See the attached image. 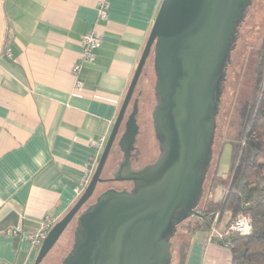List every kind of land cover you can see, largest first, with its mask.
Returning <instances> with one entry per match:
<instances>
[{"label":"crops","instance_id":"1","mask_svg":"<svg viewBox=\"0 0 264 264\" xmlns=\"http://www.w3.org/2000/svg\"><path fill=\"white\" fill-rule=\"evenodd\" d=\"M161 1L0 0V264H33L29 235L80 197L92 143L110 133ZM93 30L100 42L75 89L71 69ZM182 264H230V252L194 232Z\"/></svg>","mask_w":264,"mask_h":264},{"label":"water","instance_id":"2","mask_svg":"<svg viewBox=\"0 0 264 264\" xmlns=\"http://www.w3.org/2000/svg\"><path fill=\"white\" fill-rule=\"evenodd\" d=\"M250 4L161 1L90 181L49 229L33 264L43 262L73 221L72 245L60 264H171L170 239L177 226L198 215L194 209L212 160L215 118L221 122L226 67L234 64L231 52ZM151 57L157 102L151 118L159 153L153 163L135 170L130 156L139 130L138 104L132 99ZM114 147L123 160L106 180L102 176ZM109 181L132 187L109 188L87 205L97 186Z\"/></svg>","mask_w":264,"mask_h":264},{"label":"rangeland","instance_id":"3","mask_svg":"<svg viewBox=\"0 0 264 264\" xmlns=\"http://www.w3.org/2000/svg\"><path fill=\"white\" fill-rule=\"evenodd\" d=\"M263 36L264 0H253L252 5L248 8L240 25L235 49L231 52V54H236L234 64L229 65L226 71V79L223 84V92L220 99L221 122H216L217 129L215 131L212 153L213 157L203 184L204 195L199 205L200 209L207 200H218L223 194L222 187H218L212 192V190H210V182L214 176L221 180H226L227 178L232 152L231 145L228 141L234 139L239 131L238 110L241 104L245 102L252 92L253 70L255 68L258 50L261 46ZM153 83L154 74L152 62L149 61L144 68L134 94V99L137 100L139 111L138 123L140 124V136L137 146L142 152V166L154 161L158 153L150 117L152 107L155 103L153 97ZM130 108L131 106L129 107V110ZM116 149L117 148L114 147L113 153L115 152V154L113 156L111 155L105 167L103 173L104 177H108L113 170L114 165L121 161V159L118 161L116 160ZM97 187L96 192L98 194L111 186L98 185ZM216 221L217 216L215 217L210 230L207 232V241L209 243L219 239L215 233H212L213 227H216L214 229L218 234H221L226 228L224 223L222 224ZM194 224L195 219L189 218L177 228V232L172 240V264H177L179 262L181 252L183 251L182 248L188 246L191 237V233L188 229L194 226ZM74 227L75 222L67 227L52 251L41 264L60 263L71 247ZM211 234L212 237H210ZM199 235L202 237L205 236L204 233ZM225 249L229 250L228 248Z\"/></svg>","mask_w":264,"mask_h":264},{"label":"trees","instance_id":"4","mask_svg":"<svg viewBox=\"0 0 264 264\" xmlns=\"http://www.w3.org/2000/svg\"><path fill=\"white\" fill-rule=\"evenodd\" d=\"M238 120L237 136L228 141L232 152L227 178L214 176L210 182L212 192L222 187L223 194L199 208L198 215L191 217L195 224L188 230L191 234L208 232L216 216V222L227 226L237 214L246 211L251 219L249 233H232L225 238L230 264H264V36L253 70L252 92L241 104ZM185 248L177 264L183 263Z\"/></svg>","mask_w":264,"mask_h":264},{"label":"built area","instance_id":"5","mask_svg":"<svg viewBox=\"0 0 264 264\" xmlns=\"http://www.w3.org/2000/svg\"><path fill=\"white\" fill-rule=\"evenodd\" d=\"M106 10H107V5L105 2H100L98 4V16L101 19H104L106 16ZM100 42V34L93 30L89 32L88 34L82 36L81 38V46H82V55H81V60L80 62L76 63L73 65L71 71L74 76H76L75 80V89H81L82 84L80 80L78 79V73L83 66V64H92L94 60V49L98 47ZM105 144V140H100L99 142L92 143L93 147L97 150V160L100 156V153L103 149V146ZM96 160V161H97ZM97 163V162H96ZM96 165V164H95ZM94 165V166H95ZM94 168V167H93ZM93 168L87 171V176L86 178L82 181L80 187L76 189V195L80 196L86 186L88 185L90 178L93 173ZM250 215L246 212L243 211L239 214H237L230 222L227 224L226 228L221 232V234H218L216 230L213 227L212 228V233H215L216 236L219 237L217 240L218 242H222V246L224 248H228L229 244L228 242L225 241V238L228 234H239V235H246L250 231ZM50 229V226L48 225H42L36 232L32 233L29 235L28 239L30 242L31 247L39 248L46 237L48 231ZM9 234L12 235H17L21 233L20 228H15V229H10L8 230ZM212 237V234L211 236Z\"/></svg>","mask_w":264,"mask_h":264},{"label":"flooded vegetation","instance_id":"6","mask_svg":"<svg viewBox=\"0 0 264 264\" xmlns=\"http://www.w3.org/2000/svg\"><path fill=\"white\" fill-rule=\"evenodd\" d=\"M252 2H253V0H251V4L249 5V7L252 5ZM248 7V8H249ZM247 11H248V9H247ZM247 11H246V13H247ZM245 13V14H246ZM239 34V33H238ZM238 36V35H237ZM236 41H237V39H236ZM236 45V44H235ZM234 49H235V47H234ZM234 51V50H233ZM232 51V52H233ZM152 57L150 58V60L149 61H151L152 62ZM148 61V62H149ZM147 62V63H148ZM231 63L229 62V64H228V66L230 65ZM228 66L226 67V71H227V68H228ZM152 69H153V64H152ZM153 74H154V71H153ZM226 79V78H225ZM154 82H155V74H154ZM223 84H224V82H223ZM223 84H222V86H223ZM153 86H154V83H153ZM222 96V95H221ZM153 97H154V101H155V103H154V105L157 103L156 102V97H155V93H154V90H153ZM221 99V98H220ZM133 100H134V97H133V99H132V102H133ZM132 102H131V104H130V106L132 105ZM138 104V103H137ZM154 105H153V107H154ZM129 106V107H130ZM153 107H152V109H153ZM131 111V108H130V110H129V108H128V113ZM151 112H152V110H151ZM138 116H139V111H138V113H137V116H136V119H137V124H138V128H139V130H138V135H137V137H136V144H135V150L131 153V156H130V165H131V168L132 169H135V170H137V169H140V168H143L144 166H146V165H148V164H146V165H144V166H142L141 165V161H142V152H141V150L139 149V147L137 146V144H138V139H139V136H140V124L138 123ZM150 117H151V113H150ZM216 117H217V115H216ZM215 123H216V118H215ZM151 124H152V129H153V121H152V118H151ZM215 131H216V129H215ZM153 135H154V139H155V141H156V143H157V149H158V153H159V143H158V140L156 139V136H155V134H154V131H153ZM214 140H215V134H214ZM214 140H213V144H212V153H213V145H214ZM115 148H117V147H115ZM116 152H117V154H116V160L118 161V160H120L121 159V161L120 162H118L116 165H114V168H113V170L110 172V175H108V177L106 176V177H104V175L102 176L104 179H106V180H109V179H111L112 178V174L113 173H115L117 170H118V166H119V164L122 162V153L119 151V149L117 148L116 149ZM158 153H157V155H158ZM115 154V152L113 153V151H112V153H111V155L113 156ZM111 155H110V157H111ZM109 157V158H110ZM121 157V158H120ZM212 157H213V154H212ZM156 159V158H155ZM115 160V161H116ZM155 161V160H154ZM154 161H152L151 163H153ZM211 162H212V160L210 161V164H211ZM150 164V163H149ZM210 166V165H209ZM207 173H208V170H207ZM207 175V174H206ZM100 185H109V186H111V187H109V188H113V189H115V190H122V189H125V190H127V191H129L130 189H131V187H132V184H131V182L129 183V182H124V183H118V182H106V183H104V184H100ZM98 188V187H97ZM109 188H106L105 190H107V189H109ZM104 190V191H105ZM96 191H97V189H96ZM98 194H100V193H98ZM97 194V192H95V194H94V196L92 197V199L88 202V204L87 205H89V204H91V203H93L94 202V199H95V197L98 195ZM203 195H204V190H203V194H202V197H201V199H200V202H201V200H202V198H203ZM200 202H199V204H198V206L194 209V211L196 212V213H198V211H199V205H200ZM86 205V206H87ZM194 215H192L191 217H193ZM190 217V218H191ZM188 220V219H187ZM186 221V220H185ZM73 222H75V221H73ZM72 222V223H73ZM183 223V222H182ZM181 223V224H182ZM180 224V225H181ZM179 225V226H180ZM179 226H177V228L179 227ZM177 228H176V232H177ZM176 234V233H175ZM175 234H174V236H175ZM174 236L170 239V242H171V247H170V251H171V255H172V240H173V238H174ZM72 245V244H71ZM71 248V247H70ZM69 251H70V249H69ZM69 251L66 253V255L69 253ZM65 255V256H66ZM64 256V257H65ZM63 257V258H64ZM62 258V259H63ZM61 262V261H60ZM172 258H171V264H172ZM60 264V263H59Z\"/></svg>","mask_w":264,"mask_h":264}]
</instances>
